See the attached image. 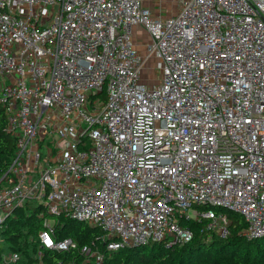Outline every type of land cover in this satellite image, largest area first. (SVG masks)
<instances>
[{"label": "built area", "instance_id": "obj_1", "mask_svg": "<svg viewBox=\"0 0 264 264\" xmlns=\"http://www.w3.org/2000/svg\"><path fill=\"white\" fill-rule=\"evenodd\" d=\"M0 105L16 145L0 230L41 209L37 264L75 248L60 219L98 229L106 252L184 246L191 223L226 239L231 216L264 238V0H186L166 18L141 0H0Z\"/></svg>", "mask_w": 264, "mask_h": 264}, {"label": "trees", "instance_id": "obj_2", "mask_svg": "<svg viewBox=\"0 0 264 264\" xmlns=\"http://www.w3.org/2000/svg\"><path fill=\"white\" fill-rule=\"evenodd\" d=\"M15 138L7 130L6 116L0 105V179L6 173L15 155ZM3 180L0 181V186ZM41 209L30 204L16 209L13 215L6 219L0 230V236L5 243L0 248L1 256L5 252H17L18 264H37L38 241L37 234L43 229L42 221L36 217ZM230 235L222 239L212 235L209 239L202 224L191 223L193 238L184 246L167 249L163 244H149L119 252H106L104 244L97 240L100 237L98 229L81 225L65 232L70 220H59L56 225L57 238H70L75 248L69 251L53 252L45 250L42 264H93L85 262L78 249L84 245H94L104 254L103 264H264V238L247 241L240 233L244 222L231 216ZM64 222V226L61 224Z\"/></svg>", "mask_w": 264, "mask_h": 264}, {"label": "crops", "instance_id": "obj_3", "mask_svg": "<svg viewBox=\"0 0 264 264\" xmlns=\"http://www.w3.org/2000/svg\"><path fill=\"white\" fill-rule=\"evenodd\" d=\"M185 1L186 0H141V7L150 11V13L154 16L166 18V17L175 16L179 12V10L183 5V2ZM133 28H132V34H133L132 40L134 44L137 46V49L143 52V43L142 44L137 43V41H140V39H135ZM142 80L146 83H150L155 79L147 82L142 76Z\"/></svg>", "mask_w": 264, "mask_h": 264}, {"label": "rangeland", "instance_id": "obj_4", "mask_svg": "<svg viewBox=\"0 0 264 264\" xmlns=\"http://www.w3.org/2000/svg\"><path fill=\"white\" fill-rule=\"evenodd\" d=\"M134 37L135 39H140V41H137L138 44H146L148 41V35L147 33L142 29L141 26H136L133 28ZM156 59L154 55L152 54L148 59H145L142 64V76L143 78L149 82L154 80L155 78H160V72L156 70L155 68ZM41 213L38 212L36 214V217H40ZM81 223L78 222H71L70 225L65 227V232L70 231L73 228H77L81 226ZM62 226H64V222L62 223ZM83 226V225H82ZM5 246V243H3L1 236H0V248H3Z\"/></svg>", "mask_w": 264, "mask_h": 264}]
</instances>
